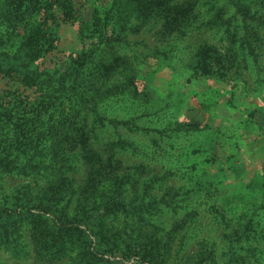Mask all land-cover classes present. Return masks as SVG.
Instances as JSON below:
<instances>
[{"label":"rangeland","instance_id":"1","mask_svg":"<svg viewBox=\"0 0 264 264\" xmlns=\"http://www.w3.org/2000/svg\"><path fill=\"white\" fill-rule=\"evenodd\" d=\"M171 1V33L132 17L109 40L114 74L84 112L89 147L65 164L74 187L50 237H32L20 199L48 177L0 182V203L15 199L0 264H264V0ZM75 30L59 24L45 64L79 45Z\"/></svg>","mask_w":264,"mask_h":264},{"label":"trees","instance_id":"2","mask_svg":"<svg viewBox=\"0 0 264 264\" xmlns=\"http://www.w3.org/2000/svg\"><path fill=\"white\" fill-rule=\"evenodd\" d=\"M171 3V0H0V58L11 56L17 62L16 67L9 69L1 68L0 64V79L10 84L0 91V182L12 172L48 177L44 184L24 190L20 198L27 205L22 216L26 217L36 241V236L41 237V242L50 237L46 216H53L57 210L59 213L53 219L67 214L62 203L74 186L68 172L70 166L65 164L72 160L75 151L89 147L84 112L91 100L96 103L106 96L102 89L114 74V64L104 59L106 52L113 49L109 40L116 39L117 31L130 29L126 19L132 17L156 20L161 27H167L165 33H171L174 30L168 27L173 13ZM60 23L76 28L79 45L55 62L45 64L46 55L57 49L55 30ZM94 152L88 150L83 158L81 165L86 175L95 171L91 164L101 162ZM111 182L112 193L118 184L115 179ZM88 196L81 189L78 203L86 206ZM14 200L6 203H15ZM6 203H0V240L2 236L9 238L7 231L1 234L11 209ZM30 205L40 209L38 214H29ZM41 250L42 247L38 248V252Z\"/></svg>","mask_w":264,"mask_h":264}]
</instances>
